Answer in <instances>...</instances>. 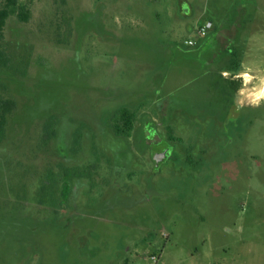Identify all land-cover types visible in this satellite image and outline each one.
<instances>
[{
  "label": "rangeland",
  "instance_id": "obj_1",
  "mask_svg": "<svg viewBox=\"0 0 264 264\" xmlns=\"http://www.w3.org/2000/svg\"><path fill=\"white\" fill-rule=\"evenodd\" d=\"M19 3L0 264H264V0ZM229 68L250 73L232 98Z\"/></svg>",
  "mask_w": 264,
  "mask_h": 264
},
{
  "label": "trees",
  "instance_id": "obj_2",
  "mask_svg": "<svg viewBox=\"0 0 264 264\" xmlns=\"http://www.w3.org/2000/svg\"><path fill=\"white\" fill-rule=\"evenodd\" d=\"M11 16H17L19 21L28 22L31 16L30 9L28 5H21L19 0H3L0 4V68H7L10 65V57L1 49V43L4 39L5 27L8 19ZM235 86V90H239L241 83H232ZM16 102L12 98H6L0 96V144L3 142L5 137V130L8 124L9 116L16 110ZM112 129L115 134L129 136L134 129L135 115L127 109L120 110L113 117L111 121ZM55 120L50 119L46 125L45 129L49 130L54 128ZM56 133L53 135L47 134V139L55 137ZM82 136L79 134L75 138V143L78 144ZM77 147V146H76ZM67 197V192L65 193Z\"/></svg>",
  "mask_w": 264,
  "mask_h": 264
},
{
  "label": "crops",
  "instance_id": "obj_3",
  "mask_svg": "<svg viewBox=\"0 0 264 264\" xmlns=\"http://www.w3.org/2000/svg\"><path fill=\"white\" fill-rule=\"evenodd\" d=\"M234 55V56H233ZM232 56L235 58L236 55L235 53L232 54ZM249 73V72H248ZM230 75H234L232 78H228V76ZM245 75H250L247 74V73H239V74H235V70L229 68V70H223L222 71V78H220L221 80H223V83H224V90H223V94H228L231 98L234 96V95H237L240 93V89H241V86H240V89L239 90H235V86L232 85V83L236 82V83H242V79L245 78ZM251 77V76H250ZM236 81H234L235 79ZM239 80V81H237ZM225 85H226V88H225ZM258 90L256 88H254L253 90H250V93H252L253 95L255 94V92H257ZM260 91L262 92V96H264V88L263 90L260 89ZM252 99L250 98V101ZM252 104V103H251ZM192 259H194V256H191Z\"/></svg>",
  "mask_w": 264,
  "mask_h": 264
},
{
  "label": "built area",
  "instance_id": "obj_4",
  "mask_svg": "<svg viewBox=\"0 0 264 264\" xmlns=\"http://www.w3.org/2000/svg\"><path fill=\"white\" fill-rule=\"evenodd\" d=\"M213 29V24L211 22L206 23L204 26H202L201 28H199L198 30V34L200 36H206L207 33ZM189 46H193L195 43L193 41H188L186 42ZM153 261H157L156 257H153Z\"/></svg>",
  "mask_w": 264,
  "mask_h": 264
}]
</instances>
